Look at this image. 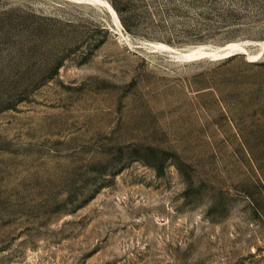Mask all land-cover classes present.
<instances>
[{
    "label": "rangeland",
    "instance_id": "1",
    "mask_svg": "<svg viewBox=\"0 0 264 264\" xmlns=\"http://www.w3.org/2000/svg\"><path fill=\"white\" fill-rule=\"evenodd\" d=\"M105 1L0 0V264H264V0Z\"/></svg>",
    "mask_w": 264,
    "mask_h": 264
},
{
    "label": "bare ground",
    "instance_id": "2",
    "mask_svg": "<svg viewBox=\"0 0 264 264\" xmlns=\"http://www.w3.org/2000/svg\"><path fill=\"white\" fill-rule=\"evenodd\" d=\"M103 7L106 8V10L115 18V21L119 22V19L117 18L113 8L109 3H107L105 0H97ZM118 23V24H119ZM120 28V27H119ZM259 47V51L262 52L264 51V41L260 42L257 44ZM245 44L243 43H232L229 45H226L225 47H221L218 49H207L204 47H198L194 50H190L189 52L181 53V57L185 59H193V60H198L200 58H212V59H219V58H224V57H229L235 53H246V49H244ZM158 47H164L167 48L166 45L159 44ZM170 49V48H169ZM177 51V50H176ZM177 53V52H176ZM179 53V52H178ZM179 57V56H178ZM258 57L257 54L255 55H250L249 58L254 59ZM176 58V57H175ZM179 60V58H178Z\"/></svg>",
    "mask_w": 264,
    "mask_h": 264
},
{
    "label": "water",
    "instance_id": "3",
    "mask_svg": "<svg viewBox=\"0 0 264 264\" xmlns=\"http://www.w3.org/2000/svg\"><path fill=\"white\" fill-rule=\"evenodd\" d=\"M246 49V48H245ZM239 53H241V52H239ZM236 54H238V53H235V54H233V55H231V56H234V55H236ZM244 54H248V50L246 49V53H244ZM231 56H229V57H231Z\"/></svg>",
    "mask_w": 264,
    "mask_h": 264
}]
</instances>
